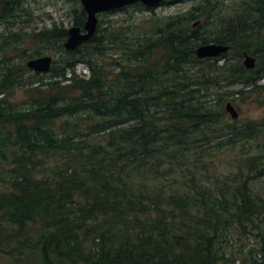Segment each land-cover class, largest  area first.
<instances>
[{
  "label": "trees",
  "instance_id": "1",
  "mask_svg": "<svg viewBox=\"0 0 264 264\" xmlns=\"http://www.w3.org/2000/svg\"><path fill=\"white\" fill-rule=\"evenodd\" d=\"M212 1L156 21L155 36L101 28L73 52L62 26L0 31V264H235L223 237L264 230V114L225 109L234 93L264 106V29L248 17L257 3L264 21V0L227 20ZM0 3L5 30L22 20L23 0ZM86 20L80 7L74 25ZM213 42L231 49L199 59ZM49 44L51 72L26 78ZM18 88L25 108L9 99ZM249 256L264 264V244Z\"/></svg>",
  "mask_w": 264,
  "mask_h": 264
},
{
  "label": "rangeland",
  "instance_id": "2",
  "mask_svg": "<svg viewBox=\"0 0 264 264\" xmlns=\"http://www.w3.org/2000/svg\"><path fill=\"white\" fill-rule=\"evenodd\" d=\"M201 0H176L172 3L163 4L160 7L154 9L153 11H146L140 9H128L126 11H119L107 16L100 18L102 20L101 28H106L108 31H115L118 28L125 29H139L148 33V36H155L153 25L158 20H166L168 16H174L189 11L195 5H198ZM213 5L218 9H222V18L227 20L229 19L236 10H241L242 6L246 0H213ZM253 6V9L250 10L249 19H253V22H256L255 27L260 30L264 29V21L262 20L260 11L258 10L257 3H250ZM256 6V7H255ZM81 7L80 0H23L21 7H13L15 10L20 13L22 19L20 22H11L5 30L4 25H0V31H11L18 32L22 36H26L32 32H40L46 29H51L55 25L62 26L64 28L70 29L73 26L75 10ZM253 13V14H252ZM215 14L214 11H211L210 16ZM14 18H11L13 21ZM200 21V20H198ZM224 24V25H222ZM220 26L225 28L229 25V22H223ZM264 33V30L262 31ZM211 33L208 32L207 35ZM15 39V38H14ZM55 37L51 36V41H55ZM11 40V39H9ZM214 43V42H213ZM19 42L13 44V46H8L10 48L14 45H19ZM56 46V45H55ZM9 49V48H7ZM256 48L252 50L255 51ZM56 48L53 44H49L45 47L44 55H52L57 60L58 53H55ZM31 53V51L26 52V55ZM251 53V52H250ZM54 54V55H53ZM260 55V54H259ZM254 56V55H253ZM258 56V54L256 55ZM255 57V56H254ZM26 58V57H25ZM257 58V57H256ZM24 60L19 61L20 64H23ZM27 62V61H26ZM192 65V64H191ZM200 65L192 66L194 70H198ZM203 68V67H202ZM77 72L80 74L89 75L87 66L84 63H79L77 65ZM33 72L27 73L26 78H29ZM19 79H24L23 77H18ZM45 79L46 76H45ZM260 85L264 86V79L260 82ZM241 89L240 86L231 87L230 90L238 91ZM28 90L25 88H18L10 96L9 99L14 104H20L21 107L25 108L28 106L25 101H28ZM238 94H232L231 101L234 104L238 103V110L241 113V120L251 119L259 120L264 114V106L260 107L259 103L255 102L250 95L244 98H237ZM264 221V220H263ZM251 233H244V231L239 227L235 230H232L229 235H225L222 239V255L226 258H229L231 261H237V264L244 261H250L249 253L252 249H257L264 244V239L261 236V233L264 230L252 229ZM254 235V236H253ZM258 258L261 257L259 254ZM237 259V260H236ZM0 261L3 259L0 258Z\"/></svg>",
  "mask_w": 264,
  "mask_h": 264
},
{
  "label": "water",
  "instance_id": "3",
  "mask_svg": "<svg viewBox=\"0 0 264 264\" xmlns=\"http://www.w3.org/2000/svg\"><path fill=\"white\" fill-rule=\"evenodd\" d=\"M166 0H81V3L88 15L87 22L84 27V31L80 27L73 26L69 29V36L65 42V48L69 51H74L81 45L88 43L95 36L100 13L122 9L127 6H132L137 3H142L147 7H158ZM3 17V9L0 4V20ZM230 50V46L218 45V44H206L196 49L198 58H215L221 56ZM53 64V57L44 56L28 61L27 66L38 73L50 72ZM244 64L248 69H254L256 67V58L246 54ZM226 110L231 115L233 120H237L240 117V113L232 102L226 104Z\"/></svg>",
  "mask_w": 264,
  "mask_h": 264
},
{
  "label": "bare ground",
  "instance_id": "4",
  "mask_svg": "<svg viewBox=\"0 0 264 264\" xmlns=\"http://www.w3.org/2000/svg\"><path fill=\"white\" fill-rule=\"evenodd\" d=\"M256 7V6H255ZM12 11V10H11ZM251 13V12H250ZM253 14V13H252ZM56 40V39H55ZM209 44H214V43H209ZM2 47V46H1ZM10 48V47H9ZM231 49V48H230ZM53 76V75H52ZM55 76V75H54ZM231 85V84H229ZM227 86V85H226ZM233 92V91H232ZM254 236V235H253ZM251 253V252H250ZM237 260V259H236ZM252 264V263H251Z\"/></svg>",
  "mask_w": 264,
  "mask_h": 264
}]
</instances>
